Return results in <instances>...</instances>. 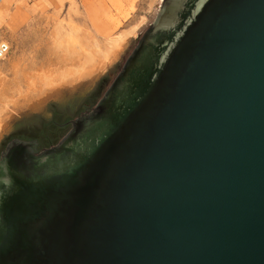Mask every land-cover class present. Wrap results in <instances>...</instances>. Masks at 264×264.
<instances>
[{
    "label": "water",
    "instance_id": "95a60500",
    "mask_svg": "<svg viewBox=\"0 0 264 264\" xmlns=\"http://www.w3.org/2000/svg\"><path fill=\"white\" fill-rule=\"evenodd\" d=\"M40 120L0 142V264H264V0H163Z\"/></svg>",
    "mask_w": 264,
    "mask_h": 264
},
{
    "label": "rangeland",
    "instance_id": "374dc122",
    "mask_svg": "<svg viewBox=\"0 0 264 264\" xmlns=\"http://www.w3.org/2000/svg\"><path fill=\"white\" fill-rule=\"evenodd\" d=\"M162 1L0 0V43L10 45L0 59V142L26 124L40 128V117L56 124L73 117L94 89L100 96ZM141 18L103 70L95 73L82 62L81 49L99 59L105 38L129 31ZM70 36L80 43L70 48Z\"/></svg>",
    "mask_w": 264,
    "mask_h": 264
},
{
    "label": "bare ground",
    "instance_id": "6f19581e",
    "mask_svg": "<svg viewBox=\"0 0 264 264\" xmlns=\"http://www.w3.org/2000/svg\"><path fill=\"white\" fill-rule=\"evenodd\" d=\"M142 21H143V19L141 18V20L135 26H132V28L127 32H122V33L116 34V36H113V37L110 36V37L105 38V43H104L106 45L105 49H101V48L97 47V50H96L97 55H99V59H97V57L95 56V52L91 53L90 51H87L85 48L81 49V51H80L81 53H79L81 55L80 59L82 60V62L84 64H87L88 66L91 65V69L90 68L89 69L94 71L95 73H98L99 71L103 70V68L110 62L111 58H113L112 56L115 55L117 50H119L122 47V45L128 39V37L130 35L134 34L135 29L137 28L138 25H140V23ZM72 36L68 37V41L66 40V42H67L68 46L71 45L72 47H74L75 45H77V43H80V42L78 41L79 39L76 40L77 38L76 39L72 38ZM57 40H58V38H57ZM59 40H61V39H59ZM69 51H71V50L69 49ZM74 56H75V54H74ZM77 58L78 57H76V59ZM77 61H79V60H77ZM1 131H2V129H1Z\"/></svg>",
    "mask_w": 264,
    "mask_h": 264
},
{
    "label": "built area",
    "instance_id": "2783aa9c",
    "mask_svg": "<svg viewBox=\"0 0 264 264\" xmlns=\"http://www.w3.org/2000/svg\"><path fill=\"white\" fill-rule=\"evenodd\" d=\"M10 50V45L8 42L0 43V59L4 58Z\"/></svg>",
    "mask_w": 264,
    "mask_h": 264
}]
</instances>
